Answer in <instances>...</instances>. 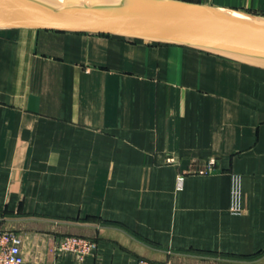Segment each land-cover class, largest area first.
Instances as JSON below:
<instances>
[{
	"label": "crops",
	"instance_id": "0c3cea01",
	"mask_svg": "<svg viewBox=\"0 0 264 264\" xmlns=\"http://www.w3.org/2000/svg\"><path fill=\"white\" fill-rule=\"evenodd\" d=\"M195 3L264 19V0ZM0 231L20 237L23 264H264V70L0 30ZM66 236L96 251H58Z\"/></svg>",
	"mask_w": 264,
	"mask_h": 264
},
{
	"label": "water",
	"instance_id": "95a60500",
	"mask_svg": "<svg viewBox=\"0 0 264 264\" xmlns=\"http://www.w3.org/2000/svg\"><path fill=\"white\" fill-rule=\"evenodd\" d=\"M95 34L186 47L264 70V19L180 0H0V30Z\"/></svg>",
	"mask_w": 264,
	"mask_h": 264
},
{
	"label": "built area",
	"instance_id": "2783aa9c",
	"mask_svg": "<svg viewBox=\"0 0 264 264\" xmlns=\"http://www.w3.org/2000/svg\"><path fill=\"white\" fill-rule=\"evenodd\" d=\"M187 2H199L201 0H180ZM230 212L239 215L242 212L239 203V188L237 181L234 180L231 190ZM21 239L13 232L0 231V264H23L24 257L21 249ZM58 251L69 252L78 261H82L86 256L92 255L96 251V242L78 236L62 237L57 245ZM137 264H154L142 259Z\"/></svg>",
	"mask_w": 264,
	"mask_h": 264
},
{
	"label": "trees",
	"instance_id": "16d2710c",
	"mask_svg": "<svg viewBox=\"0 0 264 264\" xmlns=\"http://www.w3.org/2000/svg\"><path fill=\"white\" fill-rule=\"evenodd\" d=\"M134 41H139V40H134Z\"/></svg>",
	"mask_w": 264,
	"mask_h": 264
}]
</instances>
